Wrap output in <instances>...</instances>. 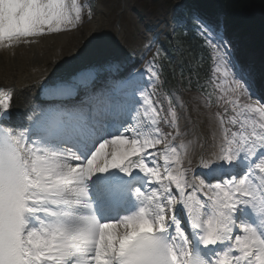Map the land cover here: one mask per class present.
Here are the masks:
<instances>
[{"label":"snow or ice","instance_id":"obj_1","mask_svg":"<svg viewBox=\"0 0 264 264\" xmlns=\"http://www.w3.org/2000/svg\"><path fill=\"white\" fill-rule=\"evenodd\" d=\"M81 23L79 0H0V48ZM192 23L220 109L203 178L177 143L176 107L155 102L139 72L122 98L90 90L98 69L82 73L24 127L6 126L13 93L0 87V264H264V104L223 33ZM148 65L155 87V57Z\"/></svg>","mask_w":264,"mask_h":264},{"label":"bare ground","instance_id":"obj_2","mask_svg":"<svg viewBox=\"0 0 264 264\" xmlns=\"http://www.w3.org/2000/svg\"><path fill=\"white\" fill-rule=\"evenodd\" d=\"M121 30V29H120ZM119 30V31H120ZM70 33L52 34L45 37H36L32 39L31 43H22L12 48H0V85L7 89L12 90L13 100L11 106L14 107V114L10 117L18 119L37 111L35 106L45 92L39 89V83L42 78L49 76L53 80L48 81L51 87L56 88L68 82L67 79L71 76V71L76 69L77 79L80 78L82 73H86L85 66L90 61H95L96 57H91L81 49H77L78 44L75 46L69 45ZM147 45L142 47L130 46L124 48L122 46L121 57L114 58V62L102 64V66H110L114 63L122 64L131 60L136 56L143 55ZM71 52L66 55L67 52ZM81 60L80 63L74 62ZM84 60L88 61L84 65ZM109 67L98 68L99 71L108 70ZM119 70V71H120ZM54 76H56L54 78ZM47 82H42L45 84ZM259 88L263 91L264 85L261 83ZM49 94V92H46ZM31 103H34L31 105ZM34 107L33 109L31 107ZM7 122V121H6ZM5 122V123H6ZM24 123L22 127L27 126ZM13 127V124H10Z\"/></svg>","mask_w":264,"mask_h":264},{"label":"rangeland","instance_id":"obj_3","mask_svg":"<svg viewBox=\"0 0 264 264\" xmlns=\"http://www.w3.org/2000/svg\"><path fill=\"white\" fill-rule=\"evenodd\" d=\"M88 1V0H87ZM97 4H100V12L93 17L92 20H98V22H103L106 25L105 34H109L110 37L114 35V28L116 19L118 17V12L121 10V0H95ZM126 1V9L125 12L122 14V26L125 28V34H126V46L128 44H131V36L134 30H137L138 26H140V23L135 18V13H133L135 6H139L141 4V0H125ZM79 2L82 5V23L80 26L76 29H73L69 31V45L75 46V44H78L77 49H82L84 46H94L91 38H94L99 41L100 40V30L96 28L94 24H91L90 20H88L87 15L89 10L87 7L86 0H79ZM152 3V2H151ZM144 29V27H142ZM103 30V31H104ZM98 54H100V50H96ZM104 52V51H103ZM71 52H67L66 55H69ZM234 61V60H233ZM74 62H81V60L74 61ZM235 62V61H234ZM176 100L178 103H181L182 97H178L176 95ZM191 101H194L195 104L201 103L199 99L196 97H193ZM205 115H201V117L204 118ZM212 118H208L210 120ZM211 125V133L215 132L217 136L220 133V129L218 127V121L216 119H213ZM189 140L185 139L182 142L187 146V149L191 151V147L186 144ZM192 153V151H191ZM192 165L194 164L195 160H191Z\"/></svg>","mask_w":264,"mask_h":264},{"label":"trees","instance_id":"obj_4","mask_svg":"<svg viewBox=\"0 0 264 264\" xmlns=\"http://www.w3.org/2000/svg\"><path fill=\"white\" fill-rule=\"evenodd\" d=\"M190 5L200 7L209 13L224 14L225 23L229 27L246 28L250 33L264 32V0H190ZM176 42L182 51L185 48L189 66L198 72V67L202 63L203 70L207 71V58L204 52L199 54L196 48L191 49L193 46H188L190 41L183 34H179ZM261 43L262 41L259 42Z\"/></svg>","mask_w":264,"mask_h":264}]
</instances>
